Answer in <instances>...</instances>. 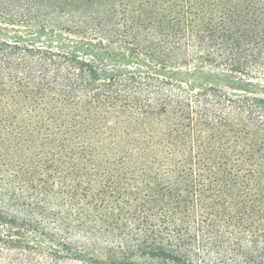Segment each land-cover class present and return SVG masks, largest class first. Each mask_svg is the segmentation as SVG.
I'll use <instances>...</instances> for the list:
<instances>
[{
	"label": "trees",
	"instance_id": "trees-1",
	"mask_svg": "<svg viewBox=\"0 0 264 264\" xmlns=\"http://www.w3.org/2000/svg\"><path fill=\"white\" fill-rule=\"evenodd\" d=\"M0 264H264V0H0Z\"/></svg>",
	"mask_w": 264,
	"mask_h": 264
},
{
	"label": "rangeland",
	"instance_id": "rangeland-1",
	"mask_svg": "<svg viewBox=\"0 0 264 264\" xmlns=\"http://www.w3.org/2000/svg\"><path fill=\"white\" fill-rule=\"evenodd\" d=\"M60 21H61V22H59L60 24H62V23L65 24V25L70 24V22H68V20L67 19H64V18H62ZM206 70L210 71V70H212V68L211 67H207ZM202 73H203V71H202ZM201 79L203 81H207V75L205 74V72L203 74H201ZM227 79H229V78L226 76L225 73L222 72V73H220V75H217L215 77V81L214 82L216 84L221 85V87H223V88H226V87L229 88L230 85H229V82H228Z\"/></svg>",
	"mask_w": 264,
	"mask_h": 264
}]
</instances>
